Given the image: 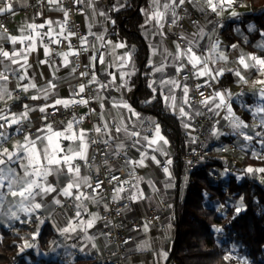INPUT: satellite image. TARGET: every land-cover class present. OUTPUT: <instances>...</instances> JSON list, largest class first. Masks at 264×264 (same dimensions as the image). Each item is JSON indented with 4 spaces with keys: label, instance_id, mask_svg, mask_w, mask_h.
I'll return each instance as SVG.
<instances>
[{
    "label": "snow or ice",
    "instance_id": "6c2138e0",
    "mask_svg": "<svg viewBox=\"0 0 264 264\" xmlns=\"http://www.w3.org/2000/svg\"><path fill=\"white\" fill-rule=\"evenodd\" d=\"M38 2L41 6L46 4L50 11L62 13V18L55 20L47 18L40 24L26 23L19 30L21 33L19 36L10 35L5 26L0 25V28L4 29L0 32V105H2L0 106V227L7 226L13 229L16 223L36 224L31 239L20 237L22 241L18 245L20 253L35 247L32 241L41 234L42 225L60 217L64 218V224L61 226L54 222L53 227L66 239H78L83 235L92 242L98 236L109 237L110 231L99 229H97L98 236L97 233L90 234V230L96 229L98 224H102L105 230L109 229L110 225L114 226L108 216L101 215V210L111 214L113 211L111 206L115 204L117 216L128 211V203L146 198L140 187L142 182L147 183L154 193L158 192L155 183L139 175L137 169L148 167L146 160L149 159L158 166L161 164L155 154H148L147 149L152 153L168 156L164 148L168 140L161 134L160 125L151 120L147 122L142 120L140 114L123 99L124 92L132 91L131 80L137 72L133 50L127 48L124 42L113 43L107 40V28L101 33L92 31L97 22L114 24L115 21L109 13L119 11L125 5L114 3L105 10L99 7L101 0H71V7L65 6V0H38ZM0 4H3V7H0V16L15 14L12 0H0ZM237 4L238 0H150L148 8L140 9L145 17L144 24L141 25V28L145 29V38L148 39L149 33L152 38H158L155 43L150 41L148 45L150 54L146 66L149 71L145 75L156 79L149 82L148 87L153 96L144 103H151L156 99L158 86L159 95L165 106L173 111L178 108L181 116L191 119L192 114L186 112L184 107V105L193 107L190 96L192 89L187 83L190 79L204 78L203 84L195 85V91L203 96L204 93L200 89L212 87L226 71L233 72L238 78L237 82L243 84H247L248 80L242 75V70L255 69L259 76L264 77V57L254 53H243L239 51L237 44H233L230 46L231 49L239 52L232 61L237 68L235 70L218 68L216 67L218 63L226 64L229 61V55L219 39H212L205 31V26L197 20L191 21L194 28L191 33L185 34L182 30V21L189 16L188 5L204 17L210 14L222 17L225 11L230 10L229 18H235L241 15L235 11ZM239 6L244 5L240 3ZM74 13L85 17L87 32L83 35L78 29L73 31L75 25L71 22V15ZM36 15L43 16V12H37ZM97 18L102 20L98 21ZM220 26L222 25L217 21L216 27ZM173 29L179 31L174 32ZM248 31H259L260 36L264 37V30L256 29L255 25H248ZM170 34L177 37L171 42L173 47L167 45ZM89 37L93 39L90 40ZM73 38L78 40V45L72 43ZM206 38L209 43L201 48V41ZM6 43L12 46L11 50L5 48ZM256 47L264 51V39L258 42ZM40 48L43 49L44 59H39L37 55L34 61L37 69L29 75V70L33 69L30 57L33 53H38ZM125 48H127L126 52L121 55L116 54V49ZM82 55H86L87 63L83 65L84 70L79 71L81 67L79 59ZM156 57L159 59H154ZM40 66H46L50 74V78L42 85L36 82V74ZM98 66L107 79L100 78ZM62 68L70 69L68 76L76 80L75 84L68 83L69 93L66 97L59 96V86L56 83L57 80L62 79L57 76ZM169 68L174 69L175 75H168ZM39 76L41 80H45L43 71H39ZM118 79L119 83H117ZM253 85L261 86L256 90V97L258 101H264V78L256 79ZM111 90L120 92V98L105 95ZM177 90L182 93L179 105ZM234 95L239 96L242 93L214 90L197 103L208 112L228 121L233 134L242 135L246 141H252L255 137H264V131H257L254 136L242 131L249 129L250 126L234 112L230 103ZM22 98L30 101L42 100L45 103H23L20 112H13L12 107L15 102L21 101ZM9 101L13 103L9 104ZM93 103L98 107H90ZM79 106L88 108V111L83 115H77L74 109ZM243 107L250 112L254 120L259 121L256 126L264 129V115H262L264 103H256L254 106L243 105ZM61 109L73 110L71 119L67 122L50 119ZM33 112L41 113L40 119L43 121L42 125L35 128L31 127ZM221 112L225 114L222 116ZM202 114L198 110L194 112L197 116ZM92 117H95L96 122L90 129L81 127L85 119ZM57 123L61 127H56ZM146 123L147 127H145ZM216 123L219 124L220 120L218 119ZM184 127L190 128L191 125L185 123ZM149 131L153 133L151 138L144 134ZM223 134L219 130L213 131V135L217 138ZM14 135L22 136L23 139L22 141L17 139L11 147H8ZM257 142L264 146V139ZM132 149L140 154L138 159L128 155L129 150ZM253 155L257 156V153L253 152ZM117 158L124 161L126 178H121L118 175L119 169L113 167L112 161ZM171 164L172 160L168 158L162 166L168 181L165 187H172ZM101 169L106 172L103 180L99 178ZM227 173L228 170L225 169L224 174ZM244 174L254 176L264 174V167L254 169L250 166L244 170ZM106 182L112 185L110 194L105 187ZM240 200L241 203L234 209L236 215L244 210L243 197ZM121 202H127L124 208L120 207ZM90 206L95 207L97 211H91ZM224 207L225 205H220L217 211ZM69 209L71 215L68 213ZM150 227L151 221H145L142 230L147 233ZM213 227L217 233L223 231L220 227ZM138 230L140 229L133 228V231ZM2 239L0 236V242ZM131 240V237L126 238L122 244L127 245ZM146 244L147 242L138 245V248H143ZM71 247L75 248L76 244ZM91 247L97 246L91 243ZM79 251L84 253L85 248L81 247ZM162 255L167 258L166 252ZM222 259L225 262L235 259L239 264H248L246 259L234 257L231 251Z\"/></svg>",
    "mask_w": 264,
    "mask_h": 264
},
{
    "label": "trees",
    "instance_id": "16d2710c",
    "mask_svg": "<svg viewBox=\"0 0 264 264\" xmlns=\"http://www.w3.org/2000/svg\"><path fill=\"white\" fill-rule=\"evenodd\" d=\"M249 9L241 14L237 21L228 22L224 31L229 44L238 43L241 48L249 52H263L256 47L263 37L259 31H248V25H255L258 30H264V0H245ZM148 0H128L125 7L114 15L115 23L112 26V37L119 35L134 49V60L137 63V82L134 106L140 110L150 109L158 118L163 133L172 141H179L181 153L186 151V145L180 134L179 118L169 113L161 98L156 97L151 103L153 93L148 87L150 76L147 65L149 44L141 32L144 19L140 9ZM237 26L243 35L236 33ZM248 39L249 41H246ZM229 85L232 75L224 76ZM228 79V80H227ZM156 96H159L156 93ZM246 111L244 116L246 117ZM234 139L227 137L224 142ZM216 144L211 145L214 147ZM259 157V158H258ZM243 161L241 171L249 167H264V157L254 156L248 150ZM175 165L180 176L184 169V162L176 159ZM210 169L219 172L220 169L237 171L228 165L225 159L214 158L202 161L196 170L191 171L192 182L188 185L185 198L177 200L176 238L170 261L172 264H239L238 260L225 262L222 257L232 249H238L237 254L231 251L234 257L246 256L253 264H264V183L258 180L256 174L243 175L236 179L234 172L228 180L217 181L213 178ZM243 197L244 210L235 214L237 202ZM217 205H225V213L217 211ZM235 217V218H233ZM220 227L222 232L217 233L214 227ZM0 264H29L30 256L37 264H66L56 259L36 257L33 250L19 252L18 245L22 243L23 233H9L0 228ZM55 234L50 225H45L38 238V245L45 248ZM73 264H82L76 261Z\"/></svg>",
    "mask_w": 264,
    "mask_h": 264
},
{
    "label": "crops",
    "instance_id": "0c3cea01",
    "mask_svg": "<svg viewBox=\"0 0 264 264\" xmlns=\"http://www.w3.org/2000/svg\"><path fill=\"white\" fill-rule=\"evenodd\" d=\"M12 2H13L15 14L14 15L5 14V15L0 16V19L1 18L2 19H8L9 26H10V30L8 33L10 35H13V36L21 35L19 30L23 26H25L26 23L35 22L36 24H40V23H43L44 20L47 18H52L55 20V19L62 18V15H63L60 12L50 11L48 9L46 11H43V16H36L27 10L28 2L26 0H12ZM127 2H128V0H107V2L104 0H101L99 7H102L105 10H107L114 3H120V4L126 5ZM149 3H150V0H148V3L143 8H148ZM244 3L246 5H248L246 1H244ZM189 6H190V9L192 11L198 12L195 9H193L191 7V5H189ZM0 7H3V4H0ZM236 7H237V5H236ZM229 11H227L226 13L223 14V16L221 17V18H223L222 20L210 19L208 21H211L212 23H209L207 21L206 23H203L201 25L205 26V31L211 35L212 39H219L223 48L225 49V51L229 55V61L226 64L223 62H220L216 65V67L235 70L237 68V65L235 63H233L232 61H233L234 56L239 55V52H234L231 49L230 46L233 44H229L228 40L226 39V33H225L224 29H225L228 22L239 20L241 15H239L238 17H235V18H229ZM235 11L240 13L238 10V7L235 9ZM116 12L117 11H112L109 13V15L111 16V18L113 20H114V15ZM143 19L145 20L144 16H143ZM79 20H80V22L84 28V31L86 33L87 27H86V23H85V17L79 14ZM97 20L98 21L102 20V18H97ZM217 21H219L220 25H222V26L216 27ZM143 24H144V22H143ZM112 26H113V24L108 23V22H104V23L97 22L95 24V26L93 27L92 31H94L96 33H101L104 31L105 28H107V33H106V39L107 40H111L113 43L124 42L127 45V48H131L134 52V49L132 47H130L124 41V39L121 38L119 35H117L115 38L111 36V34L113 33L112 32ZM148 27H151V26H148ZM214 28H215V31H213ZM193 30H194L193 26L189 25L186 27L185 34L191 33ZM144 31H145V29L141 28L142 35H143L144 39L147 41V43L149 44L150 41H151V43H155L156 39H158V38H152L151 33H149V37H148V39H146L145 35H144ZM0 32H2V31H0ZM236 33H237V35L242 36L241 34L243 33V31L240 30L239 26H237ZM89 39L91 40L93 38L89 37ZM263 39H264V37H263ZM173 40H175V39H174L173 35L170 34L168 36V40H167V45L169 47H173V45L171 43ZM245 40L249 41L248 39H245ZM208 43H209V40L207 38L205 40L201 41V48H204ZM236 44L239 46L238 43H236ZM11 47L12 46L10 44H8V43L5 44V48L7 50H11ZM17 47H19V45H17ZM127 48L116 49V54L117 55L123 54L124 52L127 51ZM245 50H246L245 48H241V46H239V51H242L243 53H246V54L252 53V52L245 51ZM258 52H260V51H258ZM149 54H150V49H149ZM149 54H148V57H149ZM37 55H38L39 59H44L42 48H40L38 50V53H33L32 57H30V63H33V69L29 70V75H32L33 70L37 69V66L34 63ZM133 59H134V57H133ZM154 59H159V58L156 57ZM134 62H135V68L138 72L137 63L135 60H134ZM57 63H59V60H57ZM39 71H43L45 80H41V78L39 76ZM69 71H70V69H68V68H62L61 71L59 73H57V76L62 78V79L56 81V83L59 86L58 87V94L61 97H66L68 95V93H69L68 83L71 82L74 84L75 78L68 76ZM97 71H98V74L100 75V78L102 80L107 79V77H105L100 72L99 66H98ZM113 71H115V69H113ZM137 72H136V75L133 76L132 80H131L132 91L124 92L123 93V99L126 100L131 105V107L137 113L140 114V118L142 120H144L146 122L151 120L154 123H158L160 125L161 134L168 140V144L164 145V148L166 149L168 156H163L160 153H152L150 149H147V151H148L149 155L155 154L156 158L158 160H160V162H163L164 160L171 158L172 164L170 165V172L172 174V180H171L172 187H165V184L168 183V181L166 180V177H165V173L163 172L162 168H160V165L159 166L156 165L150 159L146 160V164L148 165V167L137 169V173L141 176H144L146 180L151 179L155 183L156 188L159 191L154 193L151 190V188L148 186L147 183L142 182L140 184V187L143 189L146 198L143 200H140L138 202H135L133 207L125 212V220L129 221L131 219L143 218L144 216H146L147 214H149L153 210H159L161 212L162 220L157 225L151 224V227L147 233H145L142 230V228L138 231H134L136 240L134 243H132L126 247L125 252H124L125 262H126V264H172V262L170 261V258H171V254L173 251L174 241H175L176 232H177L176 231L177 200L179 197L181 199L185 198L186 193H187L188 184H189V181L191 178V174H190V170H189L187 164L184 162V164H185L184 169L182 170L181 175L180 176L178 175V168L175 165V160L178 159L177 156L181 153L179 141H177V142L172 141L170 138H168L163 133L162 126L159 123L157 116L150 109L140 110L134 106L136 90H137V87L139 85L137 82V79H136ZM227 74L232 75V82L229 85H224V83L226 82V79H224V76H227ZM158 75L159 74H157V77H158ZM168 75L169 76L175 75L174 69L169 68L168 69ZM242 75H244L247 78V80H248L247 84L238 83L237 82L238 78L234 75V73L226 71L225 74L222 77H220L218 82L213 83L212 88H213V90H216V91L229 90L232 93H247L248 92L249 95H251L250 93L256 92V90H258L261 87L260 85H255V86L253 85V81H255L256 79L264 78V77L259 76V74L255 71V69L242 70ZM48 78H50L48 68L46 66H40V68H39V70H37V74H36V82L38 83V85L44 84L46 82V79H48ZM153 79H156V77L150 76V81ZM197 81L200 84H203L204 78H201L200 80H197ZM117 83H119V79L117 80ZM187 83L189 84L190 88L192 89V83L190 81H187ZM30 94H32V93H29V95ZM157 94L159 95V87L158 86H157ZM191 94H192V91L190 92V96H191ZM105 95H113V96H116L117 98H120L121 93L116 92L115 90H111L110 93H105ZM176 95H177V104L179 105L180 104V97H181L182 93L179 90H177ZM239 96H241V95H239ZM239 96L234 95L231 98L230 103H231L233 109H235L234 112L236 113L237 116L245 117L243 113H244V111H246V109L239 108V104H238ZM156 97L161 98L160 95L156 96ZM12 103H13L12 101H9V104H12ZM23 103L43 104L45 102L42 100L30 101V100L22 98L21 101L15 102L14 106L12 107V111L17 112V113L20 112L21 111V105ZM163 104H164V102H163ZM0 106H2V105H0ZM164 106H165V104H164ZM94 107H98V105L94 103ZM184 107H185L186 112H189L190 114H192L191 119H189L188 117L181 116L179 114L178 108L175 111H173V110H171L165 106L166 110L169 113H171V114H173L179 118L180 134L184 140V145H186V148H188L192 145V138L194 136L193 120H194V117L196 116V115H194V112L197 111L198 108L194 107V106L192 108H189L186 105H184ZM40 114L41 113H39V112L31 113L32 121H35ZM223 122H225V124L228 123V121L222 119L220 121V123L216 126V130H219V132H222L224 134L219 135L218 138H217V136L214 135L210 140L211 143L217 145L219 140L222 141V143H223L225 138L232 137L234 139V141L239 142L241 144V148H242V145L244 144L243 142H245L244 139H241L242 137L238 133L233 134V130L231 128H230L231 130H228V131L225 130L224 129L225 124L222 126ZM185 123L190 124L191 127L185 128L184 127ZM147 126L148 125L146 123L145 127H147ZM56 127H61V125H58ZM144 134L149 136L150 138L153 135V133L151 131L145 132ZM17 139L22 141L23 137L14 135L13 139L11 141H9L7 146L11 147L12 144L15 143V141ZM241 148H240V150H241ZM139 155L140 154L138 152H136L134 149H132V152L129 154V156L132 157L133 159H138ZM114 167L117 169H121L125 173H127L126 166L124 165V161L116 162ZM62 182H63V178H62ZM169 205L171 207H169ZM90 210L91 211H97V209L95 207H91V206H90ZM68 213H69V215H71V211L68 210ZM101 215H103V210H101ZM54 222L58 223L59 225L62 226L65 221H64L63 217H60L55 221H51L48 223L46 222L44 225L41 226V232H42L45 225H47V224L50 225V227L52 228V230L55 234V237L53 238V240H51V242L49 243L48 246H46L45 248H41L38 245V238H39V236H38L35 241H32L35 244V247L30 248V249H26V250H33L34 254L36 255V257H38V259L39 258L56 259V260H59L61 262L66 263V264H73L76 261H80L82 264H89V262H91L95 256H100V255L104 254L107 250L112 248V245L107 238L98 236L97 229L105 231V229H103L102 224H98L96 229L90 230V234L97 233L98 238L92 242H89L87 239L84 238L83 235H81L78 239L77 238L66 239L65 237L59 235V233L53 227ZM14 227L17 229V232L19 234L23 233L25 235V238H28V239H31V233L36 230V224H34L33 228H30L29 225H22V224L16 223L14 225ZM0 228L6 229L7 226L0 227ZM145 242H147L145 247L138 248V245H144ZM91 243H95L97 247L92 248ZM73 244H76L75 248L71 247V245H73ZM81 247L85 248L84 253H81L79 251V249ZM53 249H55L54 252H53ZM233 250L234 249H232L231 251H233ZM165 252L167 253V258H165L162 255ZM27 260H28L29 264H37V261L33 260L30 256L27 257Z\"/></svg>",
    "mask_w": 264,
    "mask_h": 264
},
{
    "label": "built area",
    "instance_id": "2783aa9c",
    "mask_svg": "<svg viewBox=\"0 0 264 264\" xmlns=\"http://www.w3.org/2000/svg\"><path fill=\"white\" fill-rule=\"evenodd\" d=\"M28 2L27 10L33 13L34 15L37 14V12H43L48 10V7L46 4L41 6V4L38 2V0H26ZM107 2V0H104ZM65 6L71 7V0H65ZM189 8V16L185 18L184 21H182L183 28L182 30L185 32L186 27L192 25V20L199 21L200 24L206 23L208 20H222L223 18L217 17L215 14H210L207 17H204L200 12H194L190 9V6H187ZM183 14V13H181ZM37 16V15H36ZM71 22L75 25L73 27V31L79 30L80 34H85L84 28L79 20V14L74 13L71 15ZM0 25H4L7 29V32L10 30L9 21L8 19H0ZM72 26V25H70ZM3 28H0V31H3ZM173 31H179L177 29H173ZM174 39L177 37L173 35ZM72 43L74 45H78V40L73 38ZM55 47V46H54ZM66 50V49H62ZM87 55V54H86ZM86 55H82L79 59V63L81 65L79 71H83L84 67L83 65L87 63ZM78 75V73H77ZM192 83V103L194 107H197L200 112H202V115H196L193 120V126H194V136L192 138V145L186 149L184 153H180L177 157L179 160L185 162L191 171L196 170V168L199 166V164L202 161H207L214 158H220L225 159L229 166L233 169H238L240 166H243V161L240 159V148L241 144L236 141H230V142H223L221 144H217L214 147H211V138L214 136L213 131L216 130V126L218 125L216 121L219 119L222 120L220 117L215 116L213 113L208 112L206 108H204L202 105L197 103L198 101L204 100L206 97L209 96L214 90L212 87H202L200 91L204 93L203 96L199 95V92L195 91V85L199 83L195 79L189 80ZM76 83V80H74V84ZM233 97V96H232ZM90 107H94V103L90 105ZM51 111V110H50ZM73 110H64L61 109L59 113H57L53 118L55 121H65L67 122L69 119H71ZM75 113L77 115H83L88 111V108H85L83 106L76 107L74 109ZM225 113L221 112V115L223 116ZM42 114H40L35 121H32V128H35L36 126L42 125L43 121L40 119ZM96 122L95 117L85 119L81 127L90 129L93 124ZM60 125L59 123L56 124V126ZM231 127L228 126V123L224 125L225 130H230ZM27 130V129H26ZM194 140V142H193ZM132 152V150H129L128 155ZM99 159V158H98ZM123 161L122 159H114L112 161L113 167L116 162ZM161 162L160 168H162L164 162ZM115 168V167H114ZM117 169V168H116ZM209 172L213 176V178L217 181L221 179L218 172L214 171L213 169H210ZM106 172L104 169L100 170L99 178L105 179ZM118 175L121 178H126L127 173H125L123 170L119 169ZM192 182V178H190L189 184ZM188 184V185H189ZM105 187L108 190V193H111L112 185L105 183ZM127 202H121L120 207L124 208V204ZM134 203H128V208H132ZM112 212L111 214L104 213L103 215L108 216V219L113 221V225L109 226V229L105 231H110L111 235L107 237L109 242L112 245V248L107 250L104 254L100 256H95L89 264H126L125 262V249L130 244L134 243L136 238L133 231V228L141 229L145 221H151L152 225H157L162 220V214L159 210H153L146 216L140 219H131L129 221L125 220V212H123L121 215L117 216L115 213L116 205L113 204L112 206ZM69 211H71L69 209ZM51 222V221H47ZM30 228L34 227V224H28ZM122 225V226H121ZM7 232L9 233H16L17 229L14 227L13 229L6 228ZM131 237L132 240L129 244L123 245L122 242L124 239ZM115 253V255H113ZM62 259V258H61Z\"/></svg>",
    "mask_w": 264,
    "mask_h": 264
},
{
    "label": "rangeland",
    "instance_id": "374dc122",
    "mask_svg": "<svg viewBox=\"0 0 264 264\" xmlns=\"http://www.w3.org/2000/svg\"><path fill=\"white\" fill-rule=\"evenodd\" d=\"M244 1L245 0H238L237 7H238V10H239L240 14H242L243 12H245V11H247L249 9L248 5H246L244 3ZM240 3H242L244 6H239ZM237 7L235 6V9ZM226 12L227 11H225L224 13H226ZM241 35H243V34H241ZM252 53H254L257 56L264 57V51L261 52V53L258 52V51L257 52H252ZM250 94L251 95H249V93L247 92V93H242V95L239 96V98H238V100H239L238 101L239 108L246 109L245 107H243V105H252V106H254L256 103H264V101H258L257 100L256 92H253V93H250ZM233 110L235 111V109H233ZM246 112H247L246 113V117H243V116H239V117L246 124H248L250 126V128L249 129H242V131L247 133V134H249V135H253V136H254V133L257 132V131H264V129H261L260 127L256 126V125H258L259 121L258 120H254L253 116L250 114V112L247 109H246ZM262 115H264V114H262ZM224 124H225V122L222 123V126ZM240 136L242 137L241 139H244V137L242 135H240ZM260 139H264V137H255L252 141H246L244 139L245 142H243L244 144L242 145L241 152L239 154L241 160L244 159V157L247 154L248 150H251L252 154H253V152H255V153H257V156L264 157V146H262L260 143L257 142ZM221 143H222V141L219 140V142L217 144H221ZM252 168L255 169L256 167H252ZM241 169H242V166H240L239 170H237V171H232V170L227 169L228 170L227 174H224L225 173V169H220L218 174L220 175L222 180H228L229 177H230V173L234 172L237 177H240V179H242L244 173L241 171ZM256 176H257L258 180L261 181V182H262V179H264V174H256ZM262 183H264V182H262ZM240 203L241 202L239 201V202L236 203V205H239ZM217 207L219 208L220 205H217ZM220 211H222L223 214L225 213V209H221ZM237 250L235 249L234 254H237V252H238ZM240 258L246 259L248 264H253L246 256H241Z\"/></svg>",
    "mask_w": 264,
    "mask_h": 264
}]
</instances>
